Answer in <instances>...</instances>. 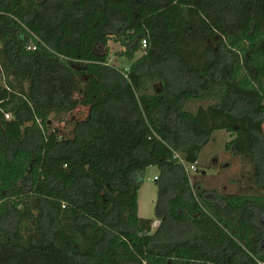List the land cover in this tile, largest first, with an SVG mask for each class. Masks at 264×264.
Masks as SVG:
<instances>
[{"label": "trees", "instance_id": "trees-1", "mask_svg": "<svg viewBox=\"0 0 264 264\" xmlns=\"http://www.w3.org/2000/svg\"><path fill=\"white\" fill-rule=\"evenodd\" d=\"M112 32L148 41L128 74ZM218 130L253 165L240 194L181 161ZM0 264H264V0H0Z\"/></svg>", "mask_w": 264, "mask_h": 264}, {"label": "rangeland", "instance_id": "rangeland-1", "mask_svg": "<svg viewBox=\"0 0 264 264\" xmlns=\"http://www.w3.org/2000/svg\"><path fill=\"white\" fill-rule=\"evenodd\" d=\"M110 40L108 47H100L98 50L109 54L108 63L123 72L128 74L132 65L139 62L146 50L143 40L139 44V49L133 53V44L122 38L118 39V33L112 32L109 34ZM222 48H227L226 44ZM230 48V47H228ZM229 54V53H228ZM146 67V66H144ZM169 76H174L172 71L166 70ZM154 88L161 89V85L156 83ZM130 89L117 88L118 93H125ZM132 94L136 97L135 92L131 89ZM84 101L98 99L101 93L94 91L90 85L86 86L84 95H77ZM210 102L207 101H191L187 108L191 111H196L199 105L207 106ZM87 113V107L81 106L76 111V116L82 117ZM11 119V115L8 116ZM64 124L58 120H52L49 128L54 129ZM234 137L233 134L224 130H218L212 135L210 142L200 152L199 160L196 163V169L188 172L191 184H200V189L203 190H219L228 194H240L243 190L252 184L253 165L246 157L238 155L232 147H228L229 142ZM160 170L156 166H150L144 173V182L138 192L139 216L143 218H152L155 220L154 229L160 224L155 216V204L157 201L158 187L155 182V177L159 176Z\"/></svg>", "mask_w": 264, "mask_h": 264}, {"label": "built area", "instance_id": "built-area-1", "mask_svg": "<svg viewBox=\"0 0 264 264\" xmlns=\"http://www.w3.org/2000/svg\"><path fill=\"white\" fill-rule=\"evenodd\" d=\"M144 46L147 47L148 46V41L147 39L143 40ZM181 159V158H180ZM181 161L185 164L186 166V170L187 172H189L190 170H195L196 169V164H190V165H186L185 161L181 159Z\"/></svg>", "mask_w": 264, "mask_h": 264}, {"label": "crops", "instance_id": "crops-1", "mask_svg": "<svg viewBox=\"0 0 264 264\" xmlns=\"http://www.w3.org/2000/svg\"><path fill=\"white\" fill-rule=\"evenodd\" d=\"M141 217V216H140Z\"/></svg>", "mask_w": 264, "mask_h": 264}]
</instances>
